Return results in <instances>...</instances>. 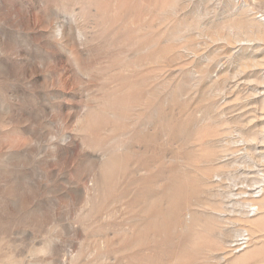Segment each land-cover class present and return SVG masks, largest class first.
<instances>
[{
  "label": "rangeland",
  "instance_id": "rangeland-1",
  "mask_svg": "<svg viewBox=\"0 0 264 264\" xmlns=\"http://www.w3.org/2000/svg\"><path fill=\"white\" fill-rule=\"evenodd\" d=\"M0 264H264V0H0Z\"/></svg>",
  "mask_w": 264,
  "mask_h": 264
}]
</instances>
